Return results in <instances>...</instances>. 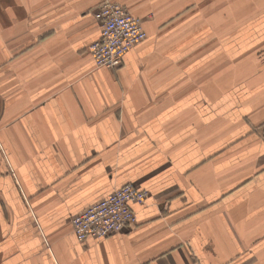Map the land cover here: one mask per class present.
I'll return each instance as SVG.
<instances>
[{
	"label": "crops",
	"instance_id": "crops-1",
	"mask_svg": "<svg viewBox=\"0 0 264 264\" xmlns=\"http://www.w3.org/2000/svg\"><path fill=\"white\" fill-rule=\"evenodd\" d=\"M101 1L0 0V264H264V0H115L146 38L112 69ZM125 183L136 224L78 240Z\"/></svg>",
	"mask_w": 264,
	"mask_h": 264
},
{
	"label": "built area",
	"instance_id": "built-area-1",
	"mask_svg": "<svg viewBox=\"0 0 264 264\" xmlns=\"http://www.w3.org/2000/svg\"><path fill=\"white\" fill-rule=\"evenodd\" d=\"M100 24L99 37L89 45L95 67L117 68L123 56L146 38L142 21L126 5L115 0H102L93 13ZM147 192L125 183L92 203L70 219L78 240L88 237L103 239L136 224L130 205L141 204Z\"/></svg>",
	"mask_w": 264,
	"mask_h": 264
},
{
	"label": "rangeland",
	"instance_id": "rangeland-1",
	"mask_svg": "<svg viewBox=\"0 0 264 264\" xmlns=\"http://www.w3.org/2000/svg\"><path fill=\"white\" fill-rule=\"evenodd\" d=\"M244 38V35H242L241 33L239 34V32H236L232 35L231 40L233 42V46H239V42L241 41V39ZM235 43H237L236 45H234ZM236 48H233V50H235ZM238 50V49H237Z\"/></svg>",
	"mask_w": 264,
	"mask_h": 264
}]
</instances>
